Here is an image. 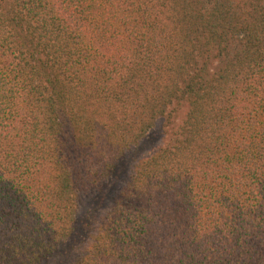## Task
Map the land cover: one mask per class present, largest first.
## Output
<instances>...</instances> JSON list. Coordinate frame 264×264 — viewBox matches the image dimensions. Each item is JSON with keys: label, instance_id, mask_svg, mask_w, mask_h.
Listing matches in <instances>:
<instances>
[{"label": "trees", "instance_id": "16d2710c", "mask_svg": "<svg viewBox=\"0 0 264 264\" xmlns=\"http://www.w3.org/2000/svg\"><path fill=\"white\" fill-rule=\"evenodd\" d=\"M0 264H264V0H0Z\"/></svg>", "mask_w": 264, "mask_h": 264}, {"label": "rangeland", "instance_id": "374dc122", "mask_svg": "<svg viewBox=\"0 0 264 264\" xmlns=\"http://www.w3.org/2000/svg\"><path fill=\"white\" fill-rule=\"evenodd\" d=\"M161 125L162 121L158 120L152 132L149 134L148 138L142 142V144L135 149L136 155H146L152 151L153 147L160 143L161 138ZM162 139V138H161ZM128 159L123 161L118 168L116 174L108 181L101 192L94 194L93 197L83 202L79 207L76 214L77 226H80L82 219L88 211H94L98 206L102 212H104L111 204L114 194L118 189L125 183L127 178L126 165ZM99 208V207H98ZM98 210V209H97Z\"/></svg>", "mask_w": 264, "mask_h": 264}]
</instances>
